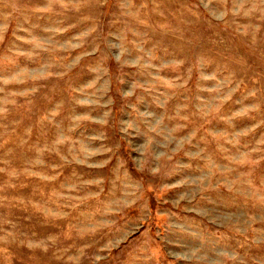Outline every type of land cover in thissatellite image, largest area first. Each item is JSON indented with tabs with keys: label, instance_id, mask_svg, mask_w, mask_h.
Returning a JSON list of instances; mask_svg holds the SVG:
<instances>
[{
	"label": "rangeland",
	"instance_id": "obj_1",
	"mask_svg": "<svg viewBox=\"0 0 264 264\" xmlns=\"http://www.w3.org/2000/svg\"><path fill=\"white\" fill-rule=\"evenodd\" d=\"M0 264H264V0H0Z\"/></svg>",
	"mask_w": 264,
	"mask_h": 264
}]
</instances>
